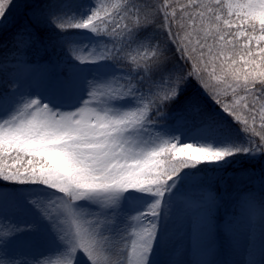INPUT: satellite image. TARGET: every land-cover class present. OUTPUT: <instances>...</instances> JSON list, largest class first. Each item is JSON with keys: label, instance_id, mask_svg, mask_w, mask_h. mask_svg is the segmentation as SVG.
<instances>
[{"label": "snow or ice", "instance_id": "obj_1", "mask_svg": "<svg viewBox=\"0 0 264 264\" xmlns=\"http://www.w3.org/2000/svg\"><path fill=\"white\" fill-rule=\"evenodd\" d=\"M0 264H264V0H0Z\"/></svg>", "mask_w": 264, "mask_h": 264}, {"label": "rangeland", "instance_id": "obj_2", "mask_svg": "<svg viewBox=\"0 0 264 264\" xmlns=\"http://www.w3.org/2000/svg\"><path fill=\"white\" fill-rule=\"evenodd\" d=\"M111 2L115 3V2H117V0H111Z\"/></svg>", "mask_w": 264, "mask_h": 264}]
</instances>
